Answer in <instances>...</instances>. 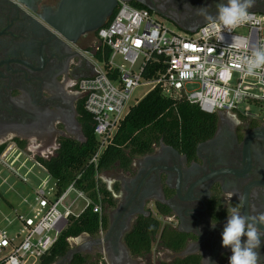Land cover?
I'll list each match as a JSON object with an SVG mask.
<instances>
[{
	"label": "flooded vegetation",
	"instance_id": "obj_1",
	"mask_svg": "<svg viewBox=\"0 0 264 264\" xmlns=\"http://www.w3.org/2000/svg\"><path fill=\"white\" fill-rule=\"evenodd\" d=\"M58 2L41 0L30 7L40 11L45 6L55 8ZM120 2L147 9L183 31L208 23L200 8L214 16L222 0ZM27 7L16 0H0V149L14 145L30 153L54 155L61 141L83 139L78 106L82 95L76 83L91 74L82 52L98 38L97 33L89 34L73 45ZM249 11L264 13V0H256ZM116 169V205L105 211L106 232L114 225L105 243L110 259L115 254L120 258L117 264H138L142 257L132 255L125 237L139 216H152L162 221L165 241L181 247L169 250L160 245L158 236L152 250L155 246L167 253L165 261L155 264L189 258L197 264H229L231 249L222 246L221 236L228 211L238 207L244 215L264 213V117L247 119L220 112L215 131L193 153L160 140L150 152L136 157L128 171ZM258 227L264 230V225ZM82 246L79 253L87 263H96L100 247ZM72 251L53 264H71ZM258 251L264 264V237ZM151 255L152 251L144 258L153 264Z\"/></svg>",
	"mask_w": 264,
	"mask_h": 264
},
{
	"label": "built area",
	"instance_id": "obj_2",
	"mask_svg": "<svg viewBox=\"0 0 264 264\" xmlns=\"http://www.w3.org/2000/svg\"><path fill=\"white\" fill-rule=\"evenodd\" d=\"M251 14L249 21L231 31L214 29L209 22L195 32L175 31L147 9L120 2L97 32V44L82 52L92 71L76 83V89L93 118L98 145L88 165L97 167L140 86L149 88L146 94L159 87L164 95L184 99L207 114L264 117V69L250 75L243 64L254 47L264 45V13ZM146 70L153 76L144 75ZM38 157L14 145L0 153V189L16 193L20 200L10 206V212H0V264H40L72 218L88 207L103 213L99 193L95 202L77 188L81 173L59 191L57 180ZM95 170L98 181L100 172ZM17 185L27 192L21 194ZM79 200L84 206L76 212ZM105 232L101 228L95 237L102 240L97 264H111L103 242Z\"/></svg>",
	"mask_w": 264,
	"mask_h": 264
},
{
	"label": "trees",
	"instance_id": "obj_3",
	"mask_svg": "<svg viewBox=\"0 0 264 264\" xmlns=\"http://www.w3.org/2000/svg\"><path fill=\"white\" fill-rule=\"evenodd\" d=\"M141 8V7H137ZM147 77L153 76L149 71ZM79 122L84 140H63L60 148L49 159L38 157V161L57 180L59 191L66 188L78 173L77 188L85 191L95 202L97 194L102 198L103 213H94L91 207L72 218L67 230L61 235L51 252L42 257L40 264H53L65 256L69 250V239L83 234L96 237L100 229L108 227L106 209L116 205L114 193L107 189L100 180H96L95 172H106L113 168L128 171L133 160L152 150L153 144L162 140L165 144L185 153H193L196 145L210 137L216 128L217 115L207 114L196 105L184 99H173L164 95L159 87L149 91L136 104L131 105L122 120L111 144L105 149L98 160L97 167L88 165L89 159L97 150V140L93 130V118L84 110L83 100L79 101ZM2 149H0L1 153ZM98 189V191H97ZM119 190L115 186L114 192ZM160 234V235H159ZM166 229L162 223L150 216H139L133 223L131 231L125 237V244L136 257H146L152 246L160 237V245L172 250L181 249L176 242L165 241ZM176 235V233L173 232ZM71 264H88L86 257L76 253ZM97 264V263H92ZM150 264V263H148ZM167 264V263H159ZM172 264H197L193 259L177 260Z\"/></svg>",
	"mask_w": 264,
	"mask_h": 264
},
{
	"label": "clouds",
	"instance_id": "obj_4",
	"mask_svg": "<svg viewBox=\"0 0 264 264\" xmlns=\"http://www.w3.org/2000/svg\"><path fill=\"white\" fill-rule=\"evenodd\" d=\"M255 5L256 0H222L216 5L214 16L207 13L206 8H200V12L205 15L212 28L219 26L231 31L252 18L249 10ZM243 64L250 75L255 70L264 69V45L254 47L251 54L244 58ZM258 225H264V213L255 216L244 215L238 207L228 211L227 223L221 236L222 246L231 249L229 264H260L261 255L258 250L264 230ZM245 237L246 239H242Z\"/></svg>",
	"mask_w": 264,
	"mask_h": 264
},
{
	"label": "water",
	"instance_id": "obj_5",
	"mask_svg": "<svg viewBox=\"0 0 264 264\" xmlns=\"http://www.w3.org/2000/svg\"><path fill=\"white\" fill-rule=\"evenodd\" d=\"M20 4H26L28 9L37 14L38 18L47 24L60 37L67 42L77 45L79 41L89 35L97 33L103 28L112 18L118 6V0H59L55 8L45 6L38 11L37 7H30L31 4L41 0H16ZM199 27L185 29L186 32H195ZM83 139L79 142L84 140ZM172 152L177 153L172 148L168 147ZM167 182V179H166ZM114 226V225H113ZM113 226L106 232L103 238L104 244L108 242ZM86 237H90L84 234ZM91 238V237H90ZM102 240L98 238H91L83 244L86 250H90L92 246L101 245ZM105 250L108 252L107 246ZM72 256L79 253L78 250H73ZM111 264H117L120 258L113 254Z\"/></svg>",
	"mask_w": 264,
	"mask_h": 264
},
{
	"label": "rangeland",
	"instance_id": "obj_6",
	"mask_svg": "<svg viewBox=\"0 0 264 264\" xmlns=\"http://www.w3.org/2000/svg\"><path fill=\"white\" fill-rule=\"evenodd\" d=\"M168 27L172 30H175V31H180V29L178 27H176L174 24H171V23H168L167 24ZM148 87H145V86H140V87H137L134 92H133V97L132 99L130 100L129 104L130 105H134L136 104L140 99H142L146 92L148 91ZM32 146V144L30 145ZM32 155L33 156H39V157H44V158H49L53 155V152H50L48 154V152H45V151H40V153H36L35 150L32 151ZM119 171L115 168L113 169H110L109 171H106V172H102L100 173L99 175V179H100V182L107 188L109 189L110 191L114 192V179L113 177L118 174ZM17 190L22 194V193H26L27 192V188H24L22 185H17ZM2 189H0V212H10L9 209H10V206H17L20 202L18 196L16 193L14 192H5V191H1ZM115 193V192H114ZM74 197V194H72L70 196V199L69 201H71ZM84 206V201L82 200H79L77 202V204L74 206V210L77 212V211H80L81 208ZM162 223V221H161ZM85 235H81L77 238H73V239H69V247L71 250H78V247H80V245H83L85 244L86 242H88V239H84ZM84 252H87V251H84ZM167 252L162 250V249H158L156 248L155 246L153 247V250H152V255L150 257V260L152 261L153 264H155L157 261H165L166 260V257H165V254ZM139 260L138 264H148L147 261L145 260V258H137Z\"/></svg>",
	"mask_w": 264,
	"mask_h": 264
},
{
	"label": "crops",
	"instance_id": "obj_7",
	"mask_svg": "<svg viewBox=\"0 0 264 264\" xmlns=\"http://www.w3.org/2000/svg\"><path fill=\"white\" fill-rule=\"evenodd\" d=\"M85 238L88 239V240H90L92 237L90 238V237H88V236H87V237L85 236ZM94 238H95V237H94Z\"/></svg>",
	"mask_w": 264,
	"mask_h": 264
}]
</instances>
